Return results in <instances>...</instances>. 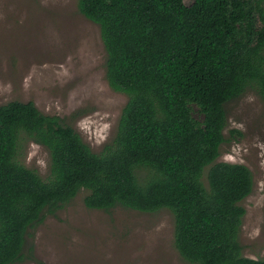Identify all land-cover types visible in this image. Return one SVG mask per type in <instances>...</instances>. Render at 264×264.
I'll return each mask as SVG.
<instances>
[{
  "label": "trees",
  "instance_id": "1",
  "mask_svg": "<svg viewBox=\"0 0 264 264\" xmlns=\"http://www.w3.org/2000/svg\"><path fill=\"white\" fill-rule=\"evenodd\" d=\"M99 25L109 86L127 95L114 135L93 150L33 101L0 103V264L24 256L28 228L85 189L88 208L173 213V244L192 264H264L242 252L241 162L217 160L225 104L264 102V0H77ZM49 150L43 177L22 163L26 140Z\"/></svg>",
  "mask_w": 264,
  "mask_h": 264
},
{
  "label": "rangeland",
  "instance_id": "2",
  "mask_svg": "<svg viewBox=\"0 0 264 264\" xmlns=\"http://www.w3.org/2000/svg\"><path fill=\"white\" fill-rule=\"evenodd\" d=\"M105 55L99 25L78 10L77 0H0V103L33 101L74 127L95 151L114 135L127 99L109 86ZM225 107L217 160L241 162L251 170L252 190L240 201L245 207L240 241L244 255L259 257L264 252V102L247 90ZM19 159L43 177L49 172L43 144L24 141ZM85 192L44 211L28 228L23 258L12 264H192L173 244L169 209L88 208Z\"/></svg>",
  "mask_w": 264,
  "mask_h": 264
},
{
  "label": "bare ground",
  "instance_id": "3",
  "mask_svg": "<svg viewBox=\"0 0 264 264\" xmlns=\"http://www.w3.org/2000/svg\"><path fill=\"white\" fill-rule=\"evenodd\" d=\"M63 27H64V26H63ZM63 27H62V28H63Z\"/></svg>",
  "mask_w": 264,
  "mask_h": 264
}]
</instances>
